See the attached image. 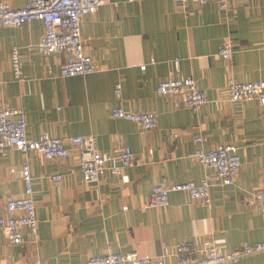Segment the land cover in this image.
Returning a JSON list of instances; mask_svg holds the SVG:
<instances>
[{"label": "crops", "instance_id": "1", "mask_svg": "<svg viewBox=\"0 0 264 264\" xmlns=\"http://www.w3.org/2000/svg\"><path fill=\"white\" fill-rule=\"evenodd\" d=\"M44 32L40 21L0 29V107L23 108L31 138L43 132L95 136L106 154L118 156L122 146L129 147L135 164L86 182L76 148L60 159L7 148L0 155V213L8 199L23 195L21 166L28 162L38 232L24 228L25 243L12 245L0 230V264H86L108 252L163 256L164 246L165 264H179V243L207 242L232 251L244 241H264L256 199L264 187V105L226 95L229 77L264 81V0H230L226 8L214 2L109 0L82 19L86 50L104 70L75 77L60 75L65 53L37 50ZM228 42L235 50L231 59L218 54ZM14 46L25 59L23 81L12 71ZM185 77L208 94L199 112L157 92L162 81ZM117 83L124 108L156 112L157 128L146 131L113 117ZM197 134L206 150L223 143L239 147L242 167L234 183L222 186L213 178L207 206L176 191L166 206L149 207L154 183L202 180L206 169L193 155ZM57 173L63 174L59 182L51 179ZM231 264H264V252Z\"/></svg>", "mask_w": 264, "mask_h": 264}, {"label": "built area", "instance_id": "2", "mask_svg": "<svg viewBox=\"0 0 264 264\" xmlns=\"http://www.w3.org/2000/svg\"><path fill=\"white\" fill-rule=\"evenodd\" d=\"M109 0H25L23 7L13 6L9 0H0V29L12 26H21L33 21H40L45 32L37 50L44 55L65 53L66 61L62 64L60 75L75 77L78 75L93 74L104 70L88 54L82 37V19L92 14ZM179 4L195 2L205 4L217 3L226 8L230 0H171ZM231 43H225L218 54L225 59H231L234 54ZM12 71L14 77L23 81L25 78V59L18 46L11 52ZM154 62V58H151ZM146 65L142 69H146ZM157 92L174 99L175 106H186L193 112H199L208 102V94L201 89L192 77L169 78L162 81ZM117 105L112 109L114 118L136 122L143 130H153L159 125V115L154 111H128L123 105V87L117 83L115 87ZM228 100L241 102L257 100L264 105V81H238L229 77L226 84ZM175 133L174 137L178 138ZM197 147L194 157L204 166L206 172L199 183L194 181L182 183H154L150 192L149 207H162L169 203L172 192H184L198 204L207 206L211 203V188L213 180L220 185L234 183L242 167V158L239 147L233 143L216 144L210 150L203 147L204 136H194ZM7 148H13L23 153L35 151L46 159H60L67 157L73 149L78 150L79 168L86 182H98L109 171L120 174L122 169L130 168L135 164L133 151L122 146L118 156L102 152L95 136L55 137L43 132L38 138H31L27 131V121L23 108L0 107V155ZM118 164H111L114 160ZM14 168H10L12 172ZM211 170L213 172H211ZM24 192L22 196L7 200L0 213V230L12 245L25 243L24 228H29L33 234L38 232V218L33 193V175L31 166L25 162L21 166ZM214 178V179H213ZM51 179L61 181L62 173L53 174ZM257 203L264 215V187L256 193ZM127 210V207L124 208ZM163 256L140 255L136 251L108 252L91 256L86 264H165L168 254L164 246ZM176 254L180 258L179 264H231L241 259L264 252V241L251 243L244 241L237 249L223 251L213 243H203L198 247L194 242L179 243L175 246Z\"/></svg>", "mask_w": 264, "mask_h": 264}]
</instances>
